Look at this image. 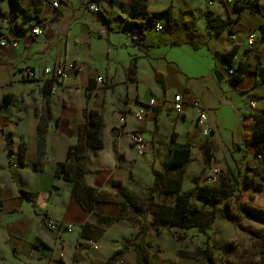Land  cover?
<instances>
[{
    "label": "crops",
    "instance_id": "obj_1",
    "mask_svg": "<svg viewBox=\"0 0 264 264\" xmlns=\"http://www.w3.org/2000/svg\"><path fill=\"white\" fill-rule=\"evenodd\" d=\"M132 1L93 0L98 12L92 14L85 0H66L57 9L52 0H0V41L6 43L0 48V264H137L142 242L149 264H157L150 251L164 248L177 230L166 220L155 221L177 200L175 170L169 167V150L177 146H191L180 194L197 191L217 167L221 178L240 173L241 202L264 210L260 194L245 199L253 182L243 184L264 169L252 146L244 145L255 123L250 116L264 113V0L256 1L257 11L242 0L236 9L223 0H146L136 11ZM169 8L171 16L156 23L162 32L149 23L139 38L132 35L130 23ZM208 15L228 22L219 35L209 36ZM36 26L40 36L32 33ZM229 60L235 70L245 69L237 83ZM73 62L82 72L67 68L62 83L44 75L46 68ZM27 68L34 70L33 79ZM100 77L104 84L95 82ZM176 95L183 98L180 114L173 110ZM195 100L207 111L209 137L197 124ZM87 118L83 185L92 193L90 209L58 172L83 137ZM133 132L148 144L143 156L132 147ZM204 146L214 156L210 163ZM155 171L163 176L155 178ZM123 205L127 217L117 221ZM49 221L58 230L49 229ZM137 234L135 246L117 257ZM156 257L165 263L164 256Z\"/></svg>",
    "mask_w": 264,
    "mask_h": 264
},
{
    "label": "trees",
    "instance_id": "obj_2",
    "mask_svg": "<svg viewBox=\"0 0 264 264\" xmlns=\"http://www.w3.org/2000/svg\"><path fill=\"white\" fill-rule=\"evenodd\" d=\"M18 0H15L17 2ZM115 0H109L110 4H114ZM132 6L134 10L144 9L146 7V0H133ZM255 10H258V7H252ZM172 8H169L165 11L157 12L148 18L145 19L143 23H130V25L134 28H139L141 31V35H143L144 27L147 24H156L160 18L165 16H171ZM228 25V22H222L219 19L213 17L212 15L207 16V26L211 31L209 34L210 37L219 35L225 27ZM183 26L188 29L189 24L183 23ZM140 35V36H141ZM187 36H190V32L187 31ZM138 45H143L141 41H138ZM235 51L232 50L226 57L229 58L234 57ZM229 65L232 67V63L229 60ZM135 65L132 67V74L135 73ZM245 69L243 66H239L236 69V73L233 76V83H237L241 80ZM160 74H157L156 78L165 89L164 82L160 79ZM4 101L8 103L11 101L10 96H5ZM250 119L255 121L254 125L248 129V134L245 138V146H252V149L257 154H264V113L261 115L250 116ZM91 121V120H90ZM89 119L87 118V126L83 132V137L77 142L75 145L71 146L67 153V161L64 163H60L58 165L59 174L68 181L73 183L72 195L78 196L83 199V203L87 208H91V196L92 193L89 189H87L84 185V177L83 170L85 166V150L88 145L89 139ZM101 146V145H100ZM13 153L10 151L9 156ZM170 155V168L175 170L174 177L172 179V185L176 186L174 190L177 193V200L174 206L171 209H166L165 211H161L157 217H155V221L166 220L170 224L171 227L179 229V230H190L196 227V221L203 219V210L198 208L193 203V192L180 194L181 182L182 178L186 172V168L191 161V146L190 145H182L173 147L169 150ZM204 157L205 162L210 163L211 159H214L213 154L210 152V148L204 146ZM71 161V162H70ZM73 165L75 167H73ZM264 168V165H263ZM249 169H252L250 167ZM155 178L162 177L163 174L158 172H154ZM239 176L240 173L235 174L232 173L230 176L226 175L224 178H221V185L217 186H196L199 192V196L201 199H204L206 202H210L213 204L212 213L215 214L218 207L222 206L224 210V215L228 220H232L235 217H243L244 219L257 223L263 226V230L255 231L250 228H242L243 231L247 232L249 235L256 239H260L264 241V210L258 209L247 202H241L242 193L239 189ZM248 182V178L245 177ZM81 182V183H80ZM245 182V184H247ZM198 183V182H197ZM195 188V189H196ZM173 189V187H172ZM85 190L84 192H82ZM22 195L28 199L32 200L28 194V192L21 190ZM100 196V194H98ZM94 197V194H93ZM126 205H123V211L118 216L117 221L122 220L127 217ZM208 232L207 229H204V234L206 235ZM142 235V233H141ZM140 234H137L132 240H129L123 244V250L119 252L117 257H121L124 253V250H129L135 246V242L141 237ZM207 240L205 242L206 247L203 250L204 256L206 258V264H215L213 257L209 251V236L206 235ZM144 242L139 245L136 249L139 255V259L137 264H149L148 257L145 253ZM263 254H264V244H263ZM115 257V259L117 258ZM114 260V259H113Z\"/></svg>",
    "mask_w": 264,
    "mask_h": 264
},
{
    "label": "rangeland",
    "instance_id": "obj_3",
    "mask_svg": "<svg viewBox=\"0 0 264 264\" xmlns=\"http://www.w3.org/2000/svg\"><path fill=\"white\" fill-rule=\"evenodd\" d=\"M259 166V164H255ZM220 169V168H219ZM237 170H240L237 168ZM245 172L244 170L241 173ZM209 173V172H208ZM204 176V182L207 180ZM223 175L220 169V175L215 182L208 186L218 184ZM243 177V175H241ZM248 182H253L251 187L246 190L245 199H254L260 194L264 199V191L261 188L264 184V169H261L257 175L251 173L247 175ZM202 182V186L204 185ZM244 187L241 186V189ZM193 203L203 210V219L196 221V227L190 230L177 229L172 233V237L167 238V245L164 248L155 247L150 251L153 261L159 263L156 256H164V264H206V258L203 250L206 247V235L209 236V251L215 264H264L263 244L264 241L256 239L243 231L242 228H250L255 231L263 230V226L257 223L247 221L243 217H235L228 220L224 215L223 207L217 208L215 214L212 213L213 204L201 199L198 191L193 192ZM204 229L208 232L205 235ZM168 235V234H167ZM176 238V243L174 241ZM149 251H147L148 253ZM148 257V255L146 254Z\"/></svg>",
    "mask_w": 264,
    "mask_h": 264
},
{
    "label": "built area",
    "instance_id": "obj_4",
    "mask_svg": "<svg viewBox=\"0 0 264 264\" xmlns=\"http://www.w3.org/2000/svg\"><path fill=\"white\" fill-rule=\"evenodd\" d=\"M66 0H52L51 2V6L54 9L59 8ZM243 4H249V6H257L256 1L257 0H242ZM87 6H88V10L90 11V13L95 14L98 12V7L96 6V4L93 2V0H85ZM223 3L230 7L231 9H236V7H240V1L239 0H223ZM212 3H210L211 5ZM154 29L157 33L162 32L163 27L160 24H155L154 25ZM32 33L34 34V36H40L42 34V28L41 26H36L32 29ZM132 35L135 38H139L141 35V31L139 30V28H133L132 31ZM253 37L250 38L249 40V45L253 44ZM5 42L2 40L0 41V48L5 47ZM13 47H16L17 44L14 41L12 43ZM67 68L80 73L82 72V68L81 66H79L77 63H70L68 65V67H65L64 65H56L54 67L51 68H46L44 70V75L47 78H51L54 79L58 82H64L67 80V74H66V70ZM236 73V70L234 68L229 69V75L230 76H234ZM27 76L29 79H33L35 77V72L34 70L27 68ZM95 82L97 84H104L105 80L104 78L100 77L97 78L95 80ZM156 100H151L148 105L150 107H154L156 105ZM254 105V104H252ZM192 106L193 108L196 110L197 113V124L202 128V132H203V136L205 137H209L211 135V129L208 127L207 125V111L205 110V108L199 103V101L195 100L192 102ZM173 110L180 114L183 110V98L181 95H176L173 98ZM143 114L144 111H139L136 114V118L140 121L143 118ZM125 117H122L120 122L121 124H125ZM130 139H131V144L133 149L135 150V152L137 153V155L139 156H143L147 153L148 151V144L145 141V139L143 138L142 134L139 132H133L130 135ZM257 160L260 162H264V154H257ZM9 159L11 161V164L13 167H17L19 165V161L17 160V158L15 157L14 154L9 156ZM220 175V169L217 167H213L210 169L208 176H207V180H205L204 185H208L211 182H215L217 180V177ZM48 228L51 230H58V227L55 225L54 222L49 221L47 224ZM65 230L70 231L71 227L70 226H66ZM90 245H93L94 242L93 241H89Z\"/></svg>",
    "mask_w": 264,
    "mask_h": 264
}]
</instances>
